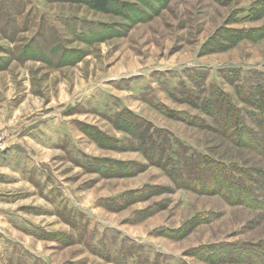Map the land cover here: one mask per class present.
I'll return each instance as SVG.
<instances>
[{"label":"rangeland","instance_id":"1","mask_svg":"<svg viewBox=\"0 0 264 264\" xmlns=\"http://www.w3.org/2000/svg\"><path fill=\"white\" fill-rule=\"evenodd\" d=\"M259 86L264 0H0V264H264V208L211 175L250 187L264 156L200 107L222 94L257 131Z\"/></svg>","mask_w":264,"mask_h":264},{"label":"trees","instance_id":"2","mask_svg":"<svg viewBox=\"0 0 264 264\" xmlns=\"http://www.w3.org/2000/svg\"><path fill=\"white\" fill-rule=\"evenodd\" d=\"M93 3L96 5L105 6L106 0H93ZM264 86H259L258 88H261ZM182 95L185 97L186 101L188 102H194L193 98H191L189 92H183L181 91ZM224 97L222 94H218L215 98H213L212 102H206L200 107L204 109L206 112L213 114L215 118H218V126L223 131L222 133L225 135H229L230 139L233 140L234 143L241 145V146H247L251 148L255 152H259L262 156H264V100H259V103L256 104L255 102L251 100H243L246 105L248 106H254L258 110L262 112L263 118H259L254 113L250 112L251 118L255 122L254 124L258 127V130H253L250 126L247 125V120L241 115L240 111L237 114L235 112V109L232 107L233 105H230V101H227L226 99L223 100ZM264 98V97H262ZM188 99V100H187ZM230 109L232 112H230ZM259 111V112H260ZM262 119V120H261ZM199 121V120H197ZM120 126L126 129L127 131H131L130 126L132 125V122L130 124V121L128 118L121 119L119 121ZM144 125V124H143ZM201 125V123H199ZM146 128V124L144 125ZM136 128V127H135ZM145 128L138 127L137 130H133L132 134L134 138L138 139L140 141V147L143 149V152L145 155L148 156V158L153 159L154 162H157L159 166H161L159 163L163 159H168L169 163H172V167H170V170H177L179 171L178 167L179 165L177 162L173 161L172 155L176 154L174 152H169L168 150H172L173 148V142H176L177 140L173 138L172 136H166L164 131L155 130L156 133L153 132L150 136L149 131L145 130ZM147 131V132H146ZM235 133V134H234ZM158 137V140L156 139ZM160 139V140H159ZM180 146L185 150V147L180 144ZM180 152V151H179ZM185 154L184 162L183 164H188L190 166H194L198 159L194 160L191 159V157L186 156L185 151H182ZM181 153V152H180ZM156 159V161H155ZM206 166L210 164V162L205 158L202 159ZM207 166V170L211 171L212 166ZM184 166V165H183ZM226 167V166H225ZM222 170L219 166L214 170L215 174H211L213 177H215L216 180L220 181H227L228 187H226V192H224V198L229 203H241L246 206H253V207H260L264 208V180L262 178H253L252 176L249 178L251 179L252 186L245 185L244 182L241 180V182H238V177L235 178L234 176H231L228 174L230 172V166L226 167ZM228 168V169H227ZM237 171L241 172L242 175H246L247 170L245 168L236 169ZM172 173V172H171ZM197 174H200V171L198 169ZM173 176H178V173L172 174ZM230 175V176H229ZM198 183H200V180H202L201 175L197 177ZM214 180V179H213ZM209 180H206L202 183L201 188L202 191L206 192H216L220 193L221 188L224 186L217 185V183L214 181L213 184L217 185L218 188L213 186V184L208 183ZM238 189V191H237ZM259 190L262 195H256L254 193L255 191ZM234 192H239L238 195L233 194ZM222 195V194H221Z\"/></svg>","mask_w":264,"mask_h":264}]
</instances>
